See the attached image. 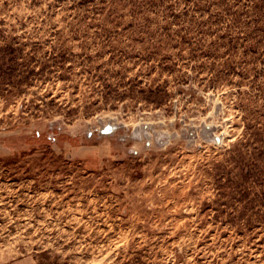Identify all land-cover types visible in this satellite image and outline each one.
<instances>
[{"label":"rangeland","instance_id":"1","mask_svg":"<svg viewBox=\"0 0 264 264\" xmlns=\"http://www.w3.org/2000/svg\"><path fill=\"white\" fill-rule=\"evenodd\" d=\"M260 21L0 0V264H264Z\"/></svg>","mask_w":264,"mask_h":264},{"label":"trees","instance_id":"2","mask_svg":"<svg viewBox=\"0 0 264 264\" xmlns=\"http://www.w3.org/2000/svg\"><path fill=\"white\" fill-rule=\"evenodd\" d=\"M255 30L258 32H262L264 34V21H260V25L258 26V22L255 25ZM248 171H246V174Z\"/></svg>","mask_w":264,"mask_h":264},{"label":"water","instance_id":"3","mask_svg":"<svg viewBox=\"0 0 264 264\" xmlns=\"http://www.w3.org/2000/svg\"><path fill=\"white\" fill-rule=\"evenodd\" d=\"M112 130V128L111 127H106L105 129H104V132L106 133V132H110ZM214 141L216 142V143H219L220 142V138L219 137H215L214 138Z\"/></svg>","mask_w":264,"mask_h":264}]
</instances>
